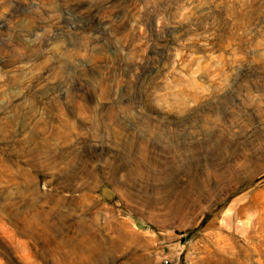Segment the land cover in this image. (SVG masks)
<instances>
[{
    "label": "rangeland",
    "instance_id": "rangeland-1",
    "mask_svg": "<svg viewBox=\"0 0 264 264\" xmlns=\"http://www.w3.org/2000/svg\"><path fill=\"white\" fill-rule=\"evenodd\" d=\"M165 260L264 264V0H0V264Z\"/></svg>",
    "mask_w": 264,
    "mask_h": 264
},
{
    "label": "water",
    "instance_id": "water-1",
    "mask_svg": "<svg viewBox=\"0 0 264 264\" xmlns=\"http://www.w3.org/2000/svg\"><path fill=\"white\" fill-rule=\"evenodd\" d=\"M104 197L106 198L107 201L110 202L114 197V193L111 190H105Z\"/></svg>",
    "mask_w": 264,
    "mask_h": 264
},
{
    "label": "built area",
    "instance_id": "built-area-1",
    "mask_svg": "<svg viewBox=\"0 0 264 264\" xmlns=\"http://www.w3.org/2000/svg\"><path fill=\"white\" fill-rule=\"evenodd\" d=\"M163 264H169V261H168V260H165V261L163 262Z\"/></svg>",
    "mask_w": 264,
    "mask_h": 264
}]
</instances>
